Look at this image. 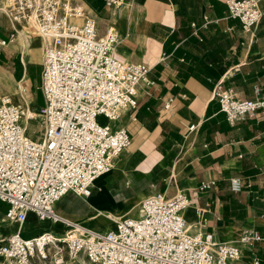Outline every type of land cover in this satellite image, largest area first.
<instances>
[{
    "label": "crops",
    "instance_id": "obj_1",
    "mask_svg": "<svg viewBox=\"0 0 264 264\" xmlns=\"http://www.w3.org/2000/svg\"><path fill=\"white\" fill-rule=\"evenodd\" d=\"M72 1L92 11L100 36L108 26L115 28L116 57L147 65L149 84L139 87L136 109L125 110L110 123L128 131V149L112 160L109 173L95 180L88 198L68 193L54 205L55 212L87 229L105 231L120 218L137 216L127 211L134 199L157 191L172 197L182 191L190 199L183 215L191 233H211L215 242L239 245L242 258L229 264H252L254 259L264 264V243H238L244 232L264 236V119L230 124L213 98L217 83L239 99L264 97V5L250 34L227 16L225 0H123L117 9L104 0ZM6 18L0 14V39L22 34L20 25ZM191 24L202 41L193 35ZM16 41L0 49V97L16 92L20 107L25 98L29 110L37 111L43 105V100L35 104L42 63L30 61V53L42 48V39L26 37L21 47ZM18 56L22 78L16 82L11 65ZM33 71L38 79L31 77ZM233 178L240 181L239 192L231 189ZM209 181L215 186L201 191V183ZM6 209L0 202V223L6 226H0V238L16 230L2 220ZM65 231L64 224L38 221L29 213L22 236L50 232L62 237Z\"/></svg>",
    "mask_w": 264,
    "mask_h": 264
},
{
    "label": "built area",
    "instance_id": "obj_2",
    "mask_svg": "<svg viewBox=\"0 0 264 264\" xmlns=\"http://www.w3.org/2000/svg\"><path fill=\"white\" fill-rule=\"evenodd\" d=\"M104 2L117 9L124 1ZM225 5L227 16L252 34L264 0H225ZM0 14L13 24H28L45 40L38 87L43 105L32 113L8 96L0 97V202L7 206L2 220L16 225L0 245L2 264H32L50 256L54 264L79 257L92 264H229L241 259L239 245L218 243L211 233L187 229L183 214L190 199L182 191L172 197L155 192L141 201L139 215L120 218L105 231L87 229L55 212L54 205L68 193L88 198L95 180L130 146L128 131L110 123L124 110L136 109L139 87L149 84V68L118 59L114 27L108 26L100 36L96 17L83 3L0 0ZM191 28L198 37L196 25ZM15 35L0 39V49ZM24 94L20 87L19 95ZM213 98L230 124L264 119V97L239 99L217 83ZM37 118L42 131L32 139L28 125ZM230 185L234 192L241 190L238 178L230 179ZM214 186L209 181L199 189ZM29 213L38 221L62 223L68 230L62 237L45 232L24 238L22 227ZM252 242L264 243V236L244 232L238 239L241 245ZM252 264H259L258 259Z\"/></svg>",
    "mask_w": 264,
    "mask_h": 264
},
{
    "label": "rangeland",
    "instance_id": "obj_3",
    "mask_svg": "<svg viewBox=\"0 0 264 264\" xmlns=\"http://www.w3.org/2000/svg\"><path fill=\"white\" fill-rule=\"evenodd\" d=\"M17 29H19V31H21L22 34H24V35H22V34H19L18 33L17 35H15L16 40H17L15 43L18 44L20 47H21V42L24 41L25 38L28 37V36H30L33 40H35V38H37V37H39V39L42 38L40 35H37L35 33L36 31L33 28H31L28 24L27 25H21L20 24V26L17 25ZM42 40H43V38H42ZM43 43H44V40H43ZM31 44H33V43L31 42ZM31 47L29 46L28 48L30 49ZM30 56H31L30 61H34L35 60L37 62L42 63V60H43V47L42 48H37V47L36 48H31ZM18 59H19V56H18L17 60H15V64L14 65H11V68L14 70V75H15L16 82H19V80L22 78V75L19 74V72L21 70V68H20V65L21 64L18 62ZM31 77L33 79H38V71H33ZM16 82H14V81L12 82L14 88L17 87ZM25 85H26V83H25ZM35 85L38 86L39 85L38 82ZM15 93L16 92H14V93L12 92V93H9V94H3V96H8L13 103H15L16 105H18L17 99H16L18 97V95H15ZM36 93H37V95L39 97L40 96L39 90H37ZM35 104L40 105L41 104V99L39 101H36L35 100ZM31 111L32 112H35L36 110L34 108H32ZM99 120H102V119L100 118ZM102 122H104V121L102 120ZM41 131H42V127H41V123H40L39 118H37L34 121L29 122V125H28V135L32 139H36L37 137H39ZM112 168H113V166H112ZM148 196H150V194L146 195L145 197H148ZM142 199L143 198H141V199L140 198H137V199H134L131 202L130 208L127 209V211L129 212V215H135V214L136 215H139L140 203H141ZM131 211L134 214H131L132 213ZM129 215L127 214V215H123V216H129ZM111 223H112V221H111ZM31 224L37 225L36 223H30L29 225H31ZM0 226H1V228L6 227L2 222L0 223ZM186 226H187V229L191 232L192 231L191 230V227L188 226V225H186ZM66 230H68V228H66ZM8 236H4V237L0 238L1 242L3 243L4 240H5V238H7ZM50 253H51V255L53 254L52 252H50ZM0 264H2L1 259H0ZM32 264H54V263H53V259L50 256L46 260H34L32 262ZM65 264H92V263L88 262L84 257H79L75 262L65 261Z\"/></svg>",
    "mask_w": 264,
    "mask_h": 264
},
{
    "label": "bare ground",
    "instance_id": "obj_4",
    "mask_svg": "<svg viewBox=\"0 0 264 264\" xmlns=\"http://www.w3.org/2000/svg\"><path fill=\"white\" fill-rule=\"evenodd\" d=\"M42 39V38H41ZM44 40V39H43ZM43 40H42V47H44V43H45V40H44V43H43ZM21 106H22V109L24 110V111H28L30 108H29V105H28V102H27V100L26 99H21ZM111 167H112V162H111V165H110V168H109V170L106 172V173H104L103 175H101L100 177H102V176H104L105 174H107L110 170H111ZM100 177H98V178H100ZM97 178V179H98ZM33 214V213H32ZM140 214V213H139ZM34 215V214H33Z\"/></svg>",
    "mask_w": 264,
    "mask_h": 264
},
{
    "label": "trees",
    "instance_id": "obj_5",
    "mask_svg": "<svg viewBox=\"0 0 264 264\" xmlns=\"http://www.w3.org/2000/svg\"><path fill=\"white\" fill-rule=\"evenodd\" d=\"M40 99H41V96L38 97V100H37V101H39ZM41 104H42V99H41ZM41 104H40V105H41Z\"/></svg>",
    "mask_w": 264,
    "mask_h": 264
}]
</instances>
